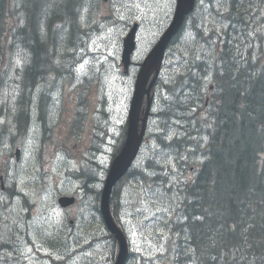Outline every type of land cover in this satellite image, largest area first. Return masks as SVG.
Returning a JSON list of instances; mask_svg holds the SVG:
<instances>
[{
  "label": "rangeland",
  "instance_id": "rangeland-1",
  "mask_svg": "<svg viewBox=\"0 0 264 264\" xmlns=\"http://www.w3.org/2000/svg\"><path fill=\"white\" fill-rule=\"evenodd\" d=\"M211 1L199 5L184 34L167 51L161 86L169 84L173 89H156L147 135L132 167L136 174L119 189L115 213L136 253L127 264H175L170 233L174 222L183 223L176 210L185 200V185L191 184L205 160L204 129L220 106L215 96L225 71L218 58L226 70L236 72L230 50H241L251 42L243 35L241 16L229 22L230 29L237 31L228 33L224 16L233 11L227 4L219 5L221 0ZM51 4L42 17L50 6L49 16L64 13L67 7L75 13L63 28L49 34L54 41V47L48 48L49 65L44 64L35 78L31 74L22 87L20 73L34 60V52L13 46L6 51L5 62L0 61V244L12 247L0 250V264H89L88 256L98 262L94 251L87 256L80 253L88 248L93 203L106 174L103 169L96 176L94 169L109 160L110 145L121 146L138 66L174 10V0H81L78 7L70 0ZM14 19L21 21L18 14ZM133 23L140 27L138 49L127 76L120 56L122 40ZM199 28L205 33L202 39L196 36ZM42 34L45 37V31ZM220 70L222 81L214 77ZM212 83L216 94L209 93ZM191 119L190 133L169 143ZM60 125L63 129H54ZM67 132L72 134L63 136ZM87 134L95 154L72 158L89 141ZM17 147L20 166L14 157ZM58 195H76L78 202L63 210ZM17 196L19 200L10 202ZM97 230L107 237L101 224ZM105 244L111 251L115 240Z\"/></svg>",
  "mask_w": 264,
  "mask_h": 264
},
{
  "label": "trees",
  "instance_id": "trees-1",
  "mask_svg": "<svg viewBox=\"0 0 264 264\" xmlns=\"http://www.w3.org/2000/svg\"><path fill=\"white\" fill-rule=\"evenodd\" d=\"M60 1L0 0V61L5 62V47H31L34 52V60L20 73L22 87L31 74L35 78L44 64L49 65L48 48L54 47L49 34L63 28L75 13L67 7L64 13L49 16L50 6L42 17L46 6ZM70 2L78 7L81 0ZM263 2L233 0L229 5L234 12L229 13L231 24L241 16L243 35L251 42L230 51L236 72L224 67L223 81L214 76L222 81L214 93L220 106L208 129L206 159L192 184L184 187L183 223L171 228L175 264H264ZM16 14L20 23L14 19ZM2 249L9 248L2 245Z\"/></svg>",
  "mask_w": 264,
  "mask_h": 264
},
{
  "label": "water",
  "instance_id": "water-1",
  "mask_svg": "<svg viewBox=\"0 0 264 264\" xmlns=\"http://www.w3.org/2000/svg\"><path fill=\"white\" fill-rule=\"evenodd\" d=\"M193 4V0H178L176 15L174 17V22L170 29L163 35L157 45L154 47L152 53L148 57L147 65H143L142 71L139 73V77L137 79L135 85V92L133 95V99L131 101L130 110H129V120H128V127L126 131L125 141L122 145V148L119 154L116 156L115 160L113 161L110 171L108 173L106 183L102 192V201H101V211L102 216L105 221V225L107 230L114 235L115 239L119 243V253L116 258L115 264H124L127 260V248L125 239L121 233V231L116 227L113 220L110 217L109 209H108V198L109 194L113 188V186L126 174L129 167L131 166L133 160L135 159L140 144L143 139L144 130L146 126V120L149 111V104L146 106V112L141 120V128L138 133V121H139V112L143 100L145 91V83L147 80V74L149 72L150 67L153 65L151 64L152 59L156 62H160L162 60L164 49L169 42L170 38L175 34L179 26L181 25L183 16L187 14ZM135 28L132 30L131 34L124 40V51L122 54V61L124 67L127 68L129 64V58L131 51L134 48V31ZM153 69H156L155 65ZM157 70V69H156ZM68 198H61L59 199L60 203L68 202ZM66 204V203H65Z\"/></svg>",
  "mask_w": 264,
  "mask_h": 264
},
{
  "label": "flooded vegetation",
  "instance_id": "flooded-vegetation-1",
  "mask_svg": "<svg viewBox=\"0 0 264 264\" xmlns=\"http://www.w3.org/2000/svg\"><path fill=\"white\" fill-rule=\"evenodd\" d=\"M64 150H66V149H64ZM79 154H81V155H94L91 152L90 149L87 150L85 154H82V152L79 150V152H77V153L76 152H73L72 158H75ZM106 154H108V153H106ZM113 160H114V146H112V150H111V153H110V156H109V160L107 162H105L103 165L97 166L94 169L95 170V175L97 176L98 170H103V169H105V173H107L108 168L111 166ZM16 163L20 166L21 165L20 159ZM105 176H106V174H105ZM103 183H104V180H103ZM100 192L101 191H97L96 192L95 200H94V203H93V207H94V204H95L94 215H93V225H92L93 226V228H92L93 231L90 232L91 233V238L88 239L89 240V243L86 244L88 248H84L83 251H81L80 253L83 254L84 256H87V253L89 251H94L95 254H96V261H98L96 264H109V263H112L110 256L113 257L114 254L116 255V252H117V244L115 242V244H114L115 247L111 251L108 249L109 244H105V245H99L98 244L99 234H98L97 228L100 226V224L103 227V223H102V220H101V217H100V212H99ZM23 196H26L27 197V194L26 193H23ZM71 197L74 198V203L72 201L70 204H62V205H60L61 206V209L68 210L69 208H71V207H73V206H75L77 204L78 197L76 195H72ZM114 198H115V191L112 194H110V199H109L110 209H111L112 212H113V209H114ZM13 200H19L18 196L17 197H14L11 200V202ZM57 204H58V199H57ZM68 205H70V206H68ZM65 206H68V207H65ZM74 221H75V218L74 217H71L70 218V223H73ZM26 242L28 244H32V241L30 239H27ZM94 242L97 243V245L94 246V247L89 248V245L90 244H94ZM88 258H91V257L88 256ZM91 260H93V259H91ZM58 263H62V261H60ZM58 263H56V264H58ZM89 264H95V262H89Z\"/></svg>",
  "mask_w": 264,
  "mask_h": 264
},
{
  "label": "bare ground",
  "instance_id": "bare-ground-1",
  "mask_svg": "<svg viewBox=\"0 0 264 264\" xmlns=\"http://www.w3.org/2000/svg\"><path fill=\"white\" fill-rule=\"evenodd\" d=\"M229 22H231V18H229ZM208 123V122H207ZM200 132H202V131H200ZM203 136H204V134H203ZM157 173V172H156Z\"/></svg>",
  "mask_w": 264,
  "mask_h": 264
},
{
  "label": "snow or ice",
  "instance_id": "snow-or-ice-1",
  "mask_svg": "<svg viewBox=\"0 0 264 264\" xmlns=\"http://www.w3.org/2000/svg\"><path fill=\"white\" fill-rule=\"evenodd\" d=\"M81 67H83V65Z\"/></svg>",
  "mask_w": 264,
  "mask_h": 264
}]
</instances>
